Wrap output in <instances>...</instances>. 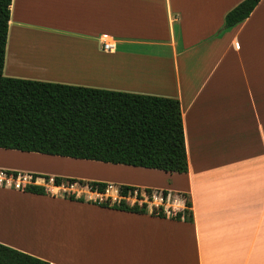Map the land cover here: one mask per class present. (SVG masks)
<instances>
[{
    "label": "crops",
    "instance_id": "1",
    "mask_svg": "<svg viewBox=\"0 0 264 264\" xmlns=\"http://www.w3.org/2000/svg\"><path fill=\"white\" fill-rule=\"evenodd\" d=\"M243 1L13 0L6 77L180 101L188 173L136 168L151 178L127 185L168 191L166 202L150 201L168 214L186 208L178 195L186 193L194 221L71 201L38 178L49 194L0 186V243L52 264H264V0L225 29Z\"/></svg>",
    "mask_w": 264,
    "mask_h": 264
},
{
    "label": "trees",
    "instance_id": "2",
    "mask_svg": "<svg viewBox=\"0 0 264 264\" xmlns=\"http://www.w3.org/2000/svg\"><path fill=\"white\" fill-rule=\"evenodd\" d=\"M13 0H0V149L90 160L114 165L186 174L188 155L181 103L178 99L68 85L53 82L11 78L4 75L11 5ZM261 0H244L225 17V29L244 22ZM17 179L16 171H3ZM33 184L21 191L47 195L38 178L56 187L80 184L92 192L106 194L104 182H86L32 174ZM0 185L5 184L0 182ZM152 200L154 191L131 186L119 187L120 200L110 197L87 201L75 193L64 198L90 202L103 208L134 214H149L148 204H130L128 198ZM164 201L169 192L161 191ZM186 208L168 215L163 207H154L152 216L193 223L191 201L186 193L178 194ZM0 264H52L0 243Z\"/></svg>",
    "mask_w": 264,
    "mask_h": 264
},
{
    "label": "rangeland",
    "instance_id": "3",
    "mask_svg": "<svg viewBox=\"0 0 264 264\" xmlns=\"http://www.w3.org/2000/svg\"><path fill=\"white\" fill-rule=\"evenodd\" d=\"M105 62L109 63L108 61H105ZM110 76H111V73L108 68V74H105L103 77L104 79L110 80ZM11 166H20V167L23 166L25 168L35 167V168H39L42 170H46V172L57 173L64 179L69 177V178H75V179L86 181V182L107 183L110 186L108 188L109 192L106 193L107 196L104 197L103 199L110 197L113 201H115V199L117 200L121 199V197L119 196V187L121 184L127 185V183L129 182H140L141 184H145L146 180H149L151 178L148 174H145L144 172H139V170H137L136 168L129 167V166L114 165V164H108V163L90 161V160H76V159H70V158H60V156L58 157V156H46L43 154L42 155L41 154H27V153H22L18 151L0 152V170L2 169V171H0V180L3 181L5 186L10 185L15 189H18L17 184H20L21 187H25L27 184H33V182H31V177L26 174L19 175L17 179H13L12 177H7L6 174L3 173L4 170H7L4 168H10ZM162 173H165V172H162ZM163 175L165 176V174ZM40 183H43V182H40ZM46 184L47 186L51 187V189H48V190L55 196L64 197L65 193H68L66 192L68 191L67 190L68 187L66 189H64V187H59V188L56 186L54 187L52 185V179L50 183H46ZM176 185L178 186L179 184L176 183ZM73 186L77 188L83 187L80 184H75ZM131 198L135 200L134 202L141 201L136 196L130 197L128 199H131ZM152 199H153L152 202H155V199L158 201L164 200L162 197L161 191H156V193L154 191ZM145 200L148 201L147 204H148L149 212L152 211L154 207L153 208L150 207L151 202L149 198L147 197V199H145L143 197L142 201H145ZM131 202L133 201L131 200ZM170 214H171V211H170Z\"/></svg>",
    "mask_w": 264,
    "mask_h": 264
},
{
    "label": "built area",
    "instance_id": "4",
    "mask_svg": "<svg viewBox=\"0 0 264 264\" xmlns=\"http://www.w3.org/2000/svg\"><path fill=\"white\" fill-rule=\"evenodd\" d=\"M113 48H114V45L112 44V43H109V42H104V49L106 50V51H111V50H113ZM0 182H3V181H1L0 180ZM31 182H32V178H31ZM22 184V183H21ZM21 187V185L20 184H17V188L19 189ZM110 187V186H109ZM108 187V188H109ZM153 200V199H152ZM152 200H150V201H152ZM163 200V199H162ZM164 201V200H163ZM162 201V202H163Z\"/></svg>",
    "mask_w": 264,
    "mask_h": 264
},
{
    "label": "bare ground",
    "instance_id": "5",
    "mask_svg": "<svg viewBox=\"0 0 264 264\" xmlns=\"http://www.w3.org/2000/svg\"><path fill=\"white\" fill-rule=\"evenodd\" d=\"M25 66L27 67V68H30V66H33L31 63L29 64V63H27V64H25Z\"/></svg>",
    "mask_w": 264,
    "mask_h": 264
}]
</instances>
